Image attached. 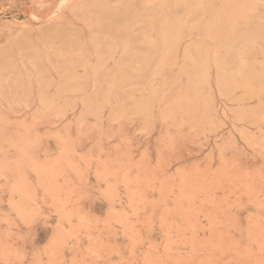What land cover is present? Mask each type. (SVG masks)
<instances>
[{
  "label": "rangeland",
  "instance_id": "1",
  "mask_svg": "<svg viewBox=\"0 0 264 264\" xmlns=\"http://www.w3.org/2000/svg\"><path fill=\"white\" fill-rule=\"evenodd\" d=\"M58 1L0 0V264H264V0Z\"/></svg>",
  "mask_w": 264,
  "mask_h": 264
},
{
  "label": "bare ground",
  "instance_id": "2",
  "mask_svg": "<svg viewBox=\"0 0 264 264\" xmlns=\"http://www.w3.org/2000/svg\"><path fill=\"white\" fill-rule=\"evenodd\" d=\"M75 0H59L58 1V6H57V8H56V10H55V13H57V12H59L60 10H62L63 8H65L68 4H70L71 2H74ZM75 3V2H74ZM76 3H77V1H76ZM75 7V6H74ZM53 14V13H52ZM55 15V14H54ZM53 15V16H54ZM136 16V15H135ZM53 18V17H52ZM50 26V25H49ZM48 35V34H47ZM59 35H60V33H59ZM58 35V36H59ZM45 36V35H44ZM43 36V37H44ZM61 37V36H60ZM67 37V36H66ZM65 37V38H66ZM52 38V37H51ZM57 38V37H56ZM55 38V39H56ZM63 38V37H62ZM65 38H63L62 40H65ZM69 38H70V40H71V37H68V40H69ZM54 39V38H53ZM60 39V40H59ZM73 39V38H72ZM37 40V39H36ZM57 40V39H56ZM58 40L59 41H62L61 40V38H58ZM73 40H75V39H73ZM40 41V40H39ZM39 41H38V43H39ZM47 41V40H46ZM71 42V41H70ZM37 43V44H38ZM48 43H49V41H48ZM75 43V42H74ZM77 43V42H76ZM78 44H80V43H78ZM26 45H28V44H26ZM30 45V44H29ZM16 46V45H15ZM36 46V45H35ZM43 47V46H42ZM85 47V46H84ZM12 48V47H11ZM22 48V47H21ZM26 48V47H25ZM45 48V47H44ZM30 48H28V50H29ZM34 49H35V53L37 54V50L36 49H38V48H35L34 47ZM136 49V48H135ZM13 50V49H12ZM39 50H40V53H41V51L43 50H41V49H38V52H39ZM49 50V49H48ZM70 50V49H69ZM9 51V50H8ZM20 51V50H19ZM23 51H25V54L27 53V49H25V50H23ZM44 51H45V49H44ZM44 51H43V53H44ZM7 52V51H6ZM34 52V51H33ZM10 53H11V51H10ZM9 53V54H10ZM7 55V57H5V58H2V61L0 62V68H4V69H14V62H13V58L15 57H11L10 55ZM13 54V53H12ZM20 54H21V52H20ZM25 54L23 53V57L25 56ZM36 54H34V55H36ZM5 54H3V56H4ZM2 56V57H3ZM27 56H28V54H27ZM31 57V56H30ZM17 59V58H16ZM83 62V61H82ZM106 63V62H105ZM40 65H42V63H40ZM135 65V64H134ZM39 66V65H38ZM84 66V65H83ZM44 67V66H43ZM38 68H42V67H38ZM103 68V67H102ZM104 69V68H103ZM22 86V85H21Z\"/></svg>",
  "mask_w": 264,
  "mask_h": 264
}]
</instances>
